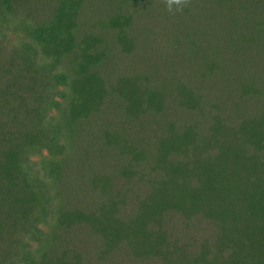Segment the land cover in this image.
Returning <instances> with one entry per match:
<instances>
[{
  "label": "rangeland",
  "instance_id": "obj_1",
  "mask_svg": "<svg viewBox=\"0 0 264 264\" xmlns=\"http://www.w3.org/2000/svg\"><path fill=\"white\" fill-rule=\"evenodd\" d=\"M9 1L0 0V152L29 149L30 136L45 133L38 110L52 97L61 103L47 115L60 123L63 153L52 158L31 146L40 152L32 158L55 171L53 206L41 226L50 262L163 264L135 233L121 231L161 173L164 139L186 127L200 139L217 124L235 130L264 121V0H180L171 9L168 0H80L65 54H50L54 71L67 74L58 86L65 99L38 63L48 59L41 36L60 0ZM83 77L91 95L70 113L71 79ZM158 218L146 229L161 230L169 245L197 254L206 242L212 250L219 229L202 215L168 209Z\"/></svg>",
  "mask_w": 264,
  "mask_h": 264
},
{
  "label": "trees",
  "instance_id": "obj_2",
  "mask_svg": "<svg viewBox=\"0 0 264 264\" xmlns=\"http://www.w3.org/2000/svg\"><path fill=\"white\" fill-rule=\"evenodd\" d=\"M9 2L3 0V5ZM79 2L60 0L41 36L46 41L43 49L48 59L38 63L46 64L47 71L45 66L40 69L61 99L69 96L66 89L58 88L67 84V74L54 71L55 59L62 57L70 44L64 33L71 28L69 22ZM19 43L34 56L37 54L35 46L23 40ZM71 80L74 92H70L73 99H69V112L75 113L78 105L85 106V100L76 102L84 94L91 95L90 82L85 77ZM37 102L41 107V98ZM60 105L52 97L38 110L45 133L37 141V134L30 136L29 149L22 152L15 145L0 152V264H52L48 256L50 237L41 226L46 224L53 206L49 179L53 182L55 171L46 160L37 162L32 158L40 152L31 146L38 143L52 158L63 153L57 132L60 123L47 115L50 110H59ZM222 126H212L209 135L200 139L190 127L164 139L161 148L168 152L160 153V159L156 157L161 173L141 203L139 215L121 231L135 233L137 241L158 253L163 264H264V121L245 123L235 130ZM213 148L217 150L211 153ZM178 152H183V157ZM168 209L187 216L202 215L216 226L219 231L212 250L205 242L202 251L194 254L187 249L189 246L169 245L161 230L149 233L147 220L152 217L159 226L158 216Z\"/></svg>",
  "mask_w": 264,
  "mask_h": 264
},
{
  "label": "clouds",
  "instance_id": "obj_3",
  "mask_svg": "<svg viewBox=\"0 0 264 264\" xmlns=\"http://www.w3.org/2000/svg\"><path fill=\"white\" fill-rule=\"evenodd\" d=\"M173 4H176L177 6H179L180 5V0H168L169 9L172 8Z\"/></svg>",
  "mask_w": 264,
  "mask_h": 264
}]
</instances>
